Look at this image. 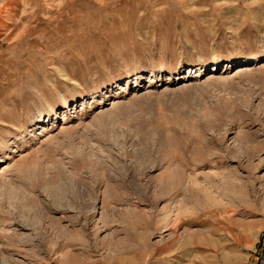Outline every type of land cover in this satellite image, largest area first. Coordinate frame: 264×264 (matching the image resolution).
I'll return each mask as SVG.
<instances>
[{"label": "rangeland", "instance_id": "rangeland-1", "mask_svg": "<svg viewBox=\"0 0 264 264\" xmlns=\"http://www.w3.org/2000/svg\"><path fill=\"white\" fill-rule=\"evenodd\" d=\"M0 264H264V0H0Z\"/></svg>", "mask_w": 264, "mask_h": 264}, {"label": "bare ground", "instance_id": "bare-ground-1", "mask_svg": "<svg viewBox=\"0 0 264 264\" xmlns=\"http://www.w3.org/2000/svg\"><path fill=\"white\" fill-rule=\"evenodd\" d=\"M256 60H257V61H254V63H253L254 65H255V63H257V62L259 63V61L261 60V58H256ZM252 62H253V61H251L250 59H247V60H246V63H245V64H246V67H249V64L252 63ZM161 73H163V72H162V71L159 72V74H161ZM198 77H200L199 74H198V75H195L194 78H198ZM195 80H196V79H195Z\"/></svg>", "mask_w": 264, "mask_h": 264}]
</instances>
